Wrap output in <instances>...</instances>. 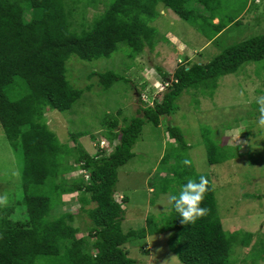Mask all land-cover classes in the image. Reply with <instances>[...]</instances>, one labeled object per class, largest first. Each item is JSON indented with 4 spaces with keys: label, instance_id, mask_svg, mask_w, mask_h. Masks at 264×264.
Instances as JSON below:
<instances>
[{
    "label": "trees",
    "instance_id": "obj_1",
    "mask_svg": "<svg viewBox=\"0 0 264 264\" xmlns=\"http://www.w3.org/2000/svg\"><path fill=\"white\" fill-rule=\"evenodd\" d=\"M66 1L0 0V124L21 159L22 180L20 198L1 209L0 264H138L126 245L136 241L142 248L149 235L165 231L174 232L171 247L184 264H234L235 247L249 245L254 234L224 229L208 174L191 164L167 182L157 179L150 187L154 204L160 194L176 193L187 179L204 176L208 183L201 206L208 209L206 215L194 223H184L171 204L164 216L148 214L146 225L125 230L126 208L116 198L119 168L135 156L144 125L158 127L174 114L180 96L191 94L197 107L198 96L212 98L223 77L263 60L264 34L232 44L208 62L181 61L170 83V74L156 66L168 83L161 101L142 103L134 116L124 117L122 125L115 117L102 121L106 132L99 140L107 139L111 151L90 154L79 142L89 132L70 131L71 140L63 143L48 127L45 116L48 110L69 111L83 96L84 89L75 87L67 77V62L72 56L84 61L110 59L125 44L132 62L146 48L151 52L160 40L169 42L151 25L160 14V4L196 26L209 41H217L229 26L243 23L239 14L224 13L222 0H110L104 10L93 14L79 35L70 31ZM74 1L77 10L82 0ZM89 76H97L104 90L129 82L124 74L112 70L93 71ZM122 112V108L118 110ZM165 125L176 142L171 152L190 148L179 126ZM201 132L211 164L235 157L231 145H221L212 138L210 127ZM78 168L86 171V177L68 180L66 176ZM73 193L78 194L80 211L55 213L64 197ZM253 195L264 198V192ZM122 201L129 203V196L124 194ZM17 206L26 207L27 220L11 217ZM80 212L89 218L83 226L74 224ZM82 230L88 237L79 236ZM257 243L264 251L263 242Z\"/></svg>",
    "mask_w": 264,
    "mask_h": 264
},
{
    "label": "rangeland",
    "instance_id": "obj_2",
    "mask_svg": "<svg viewBox=\"0 0 264 264\" xmlns=\"http://www.w3.org/2000/svg\"><path fill=\"white\" fill-rule=\"evenodd\" d=\"M109 1L82 0L76 10L75 1L67 0L70 31L83 34L93 14L104 10ZM222 3L226 10L224 13L239 14L243 24L229 26L217 41H209L196 26L160 4V14L151 25L158 29L159 36H165L169 42L160 40L151 52L146 48L132 62L128 60L130 48L125 44L110 59L84 61L72 56L67 62V77L75 87L84 89L83 96L67 112L48 110L45 115L48 127L63 143L71 140L70 131H87L89 134L81 137L79 142L90 154H96L103 146L106 152H110L112 145L107 139H103L104 143L100 146L101 134L106 132L102 121L115 117L122 125L124 117L134 116L142 103L148 101L146 103L154 105L156 101H161L181 61L208 62L226 47L264 34V0H222ZM192 6L197 8L194 4ZM214 22L217 23L218 19ZM130 62L132 66L127 70V63ZM156 66L170 74L168 83L163 81ZM107 70L121 72L129 82L121 81L112 89L104 90L98 83V77L89 75L93 71L103 73ZM88 86L91 87L89 90ZM262 94L264 59L251 62L238 73L223 77L212 98L210 95L198 96L200 104L197 107L192 102V95L185 93L177 99L174 114L165 118L158 127L150 123L144 125L134 148L135 156L119 168L116 198L126 208L124 229L146 225L148 214L161 213L164 216L169 211L172 204L170 194L154 197L155 203L152 204L151 182L157 179L167 182L176 171L183 172L186 166L181 161L189 159L198 172L210 176L224 229L227 232L240 230V233L254 234L249 245L235 247L232 255L234 264H264V251L257 243L264 244V198L253 195L264 192V127L257 126L255 103L256 97ZM121 108L123 112L119 114ZM165 124L179 126L190 148L171 152L176 142L169 136ZM205 126L211 128L212 138L221 145H231L235 157L222 163L209 162L201 132ZM91 134L96 137L93 139ZM118 140L119 136L115 143ZM178 153L181 154L179 157ZM173 154L176 156L173 157ZM166 155L167 159L163 160ZM20 162L0 124V195L8 197L7 203L0 206V216L4 206L13 205L20 198ZM82 175L86 177V171L78 168L66 177L68 180L79 179ZM124 194L130 199L127 204L122 201ZM79 208L78 194L73 193L64 197L63 203L55 208V213H78ZM11 217L14 221L27 220L26 207L17 206ZM88 219L85 212H80L74 224L83 226ZM173 234L172 231H165L149 235L142 247L148 249L147 253L140 248V242H129L126 247L138 264H184L171 247L174 244ZM79 236L88 237V232L82 230Z\"/></svg>",
    "mask_w": 264,
    "mask_h": 264
},
{
    "label": "clouds",
    "instance_id": "obj_3",
    "mask_svg": "<svg viewBox=\"0 0 264 264\" xmlns=\"http://www.w3.org/2000/svg\"><path fill=\"white\" fill-rule=\"evenodd\" d=\"M255 103L259 113L257 118V126L264 127V94L257 96ZM147 104L150 105L149 103ZM103 143L104 140L101 141V147ZM102 149H104V146ZM181 163L185 166H190L192 161L189 159H183ZM207 183L208 181L204 176H199L196 179L190 178L187 179V182L181 186L178 192L170 195L169 199L172 202L173 208L179 214V216L182 217L184 223H194L199 218L207 214L208 209L201 206L207 190ZM7 201V195H0V206L5 205Z\"/></svg>",
    "mask_w": 264,
    "mask_h": 264
}]
</instances>
